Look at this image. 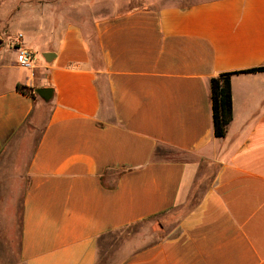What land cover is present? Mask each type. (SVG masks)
Segmentation results:
<instances>
[{
	"label": "crops",
	"instance_id": "1",
	"mask_svg": "<svg viewBox=\"0 0 264 264\" xmlns=\"http://www.w3.org/2000/svg\"><path fill=\"white\" fill-rule=\"evenodd\" d=\"M85 2L0 1L42 56L0 47V264H99L137 224L105 264H264V72L232 75L224 138L211 99L264 66V0Z\"/></svg>",
	"mask_w": 264,
	"mask_h": 264
},
{
	"label": "rangeland",
	"instance_id": "2",
	"mask_svg": "<svg viewBox=\"0 0 264 264\" xmlns=\"http://www.w3.org/2000/svg\"><path fill=\"white\" fill-rule=\"evenodd\" d=\"M17 1L21 3V8L18 11L21 12L22 15L28 12L27 9L24 8L25 3H29V2H34L38 4L45 3V0H17ZM57 1L59 0H55V2ZM131 1L134 2L133 5H137V2H140L141 0H131ZM151 1L152 3H157V4H186V3H192L195 1H201V0H150V3ZM123 9H128V0H86L85 8L83 11L86 17L97 18V17H107ZM64 11L68 12V10L66 9ZM13 13L14 15H16V9L8 10L7 8L6 9L0 8V47H6L7 49L11 51L16 52L15 36H17L18 33L5 35L2 30L4 21L10 20L11 16L9 15ZM70 13L72 14V12ZM34 52L36 53V56L39 59L42 58L41 52L39 50H34ZM146 226H148V224H137L135 226L128 228L122 233L117 232V233L105 236L101 240V244H100L101 245L100 246L101 258H100L99 264H105L106 256H107V253L109 252L108 250L115 248L118 245V243L122 242L125 239L126 235L128 236V238L130 237V235L136 236L137 234L140 233L142 228H146Z\"/></svg>",
	"mask_w": 264,
	"mask_h": 264
},
{
	"label": "trees",
	"instance_id": "3",
	"mask_svg": "<svg viewBox=\"0 0 264 264\" xmlns=\"http://www.w3.org/2000/svg\"><path fill=\"white\" fill-rule=\"evenodd\" d=\"M245 72H264V66L242 72L222 73L211 80V99L213 111L214 135L224 138L228 125L233 118V94L231 77L234 74ZM17 89L22 93L32 94V90L26 86L18 85Z\"/></svg>",
	"mask_w": 264,
	"mask_h": 264
},
{
	"label": "built area",
	"instance_id": "4",
	"mask_svg": "<svg viewBox=\"0 0 264 264\" xmlns=\"http://www.w3.org/2000/svg\"><path fill=\"white\" fill-rule=\"evenodd\" d=\"M18 65L26 69H34L36 53L24 43L22 34L15 36Z\"/></svg>",
	"mask_w": 264,
	"mask_h": 264
},
{
	"label": "water",
	"instance_id": "5",
	"mask_svg": "<svg viewBox=\"0 0 264 264\" xmlns=\"http://www.w3.org/2000/svg\"><path fill=\"white\" fill-rule=\"evenodd\" d=\"M36 93L46 101H49L53 97V89L52 88H38Z\"/></svg>",
	"mask_w": 264,
	"mask_h": 264
}]
</instances>
